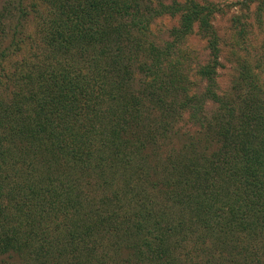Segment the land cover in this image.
<instances>
[{"label": "trees", "instance_id": "1", "mask_svg": "<svg viewBox=\"0 0 264 264\" xmlns=\"http://www.w3.org/2000/svg\"><path fill=\"white\" fill-rule=\"evenodd\" d=\"M167 1L0 9V264H264V46L220 95L216 4Z\"/></svg>", "mask_w": 264, "mask_h": 264}, {"label": "rangeland", "instance_id": "2", "mask_svg": "<svg viewBox=\"0 0 264 264\" xmlns=\"http://www.w3.org/2000/svg\"><path fill=\"white\" fill-rule=\"evenodd\" d=\"M9 0H0V9ZM169 1V0H168ZM167 1V2H168ZM202 1V0H201ZM216 4L218 13L214 17V25L222 41L221 66L218 70V94L230 91L237 70V56L251 57L258 55L264 46V8L254 0H208ZM179 25L178 18L164 17L153 27V35L160 42L172 41L171 30ZM33 29L35 25L28 26ZM201 37V36H200ZM197 33L191 35L183 45V61H188L193 67L204 64L209 58L207 42L201 40ZM206 84H204L203 89Z\"/></svg>", "mask_w": 264, "mask_h": 264}]
</instances>
